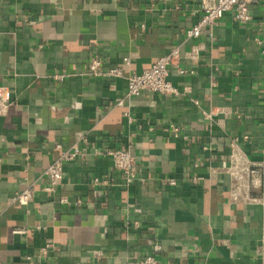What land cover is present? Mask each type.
Wrapping results in <instances>:
<instances>
[{
    "label": "crops",
    "instance_id": "0c3cea01",
    "mask_svg": "<svg viewBox=\"0 0 264 264\" xmlns=\"http://www.w3.org/2000/svg\"><path fill=\"white\" fill-rule=\"evenodd\" d=\"M201 1L0 0V264H264V0L186 38ZM174 46L178 93L126 97ZM94 55L122 75L89 74ZM75 145L47 192L45 168ZM103 147L128 148L143 180L124 184Z\"/></svg>",
    "mask_w": 264,
    "mask_h": 264
},
{
    "label": "built area",
    "instance_id": "2783aa9c",
    "mask_svg": "<svg viewBox=\"0 0 264 264\" xmlns=\"http://www.w3.org/2000/svg\"><path fill=\"white\" fill-rule=\"evenodd\" d=\"M253 0H202L200 4V17L191 27L186 29V38H196L205 28H210L216 20L220 19L226 11L233 10L235 18L238 21L245 22L249 19V4ZM181 50L179 46L172 47L167 53L159 56L148 67L142 69L138 73H133L126 77V97L140 96L144 91L157 93L161 95H175L178 89L170 80V68L176 67L180 74L184 73V69L177 66L181 58ZM124 63H129L128 57H123ZM88 73L94 76H121L122 72L118 67H104L102 60L97 55H94L88 61ZM187 90L189 88L187 87ZM122 100H118L117 104H121ZM9 104L5 95V88L0 87V109ZM171 130L174 136L179 135L178 127L171 125ZM58 148L59 144L56 145ZM103 156L109 157L116 170L122 177L124 184H131L135 181H142L136 170L134 156L128 148L103 147L97 151ZM79 148L75 145L72 149H62L58 157L54 158L45 168L44 172L49 178V184L43 189L53 193L57 183L63 177V169L66 162L78 157ZM263 165L260 164H245L241 165L240 171L246 175L255 176L258 174ZM95 181H97L95 179ZM164 181L170 186H177V180L174 177H166ZM196 182V180H194ZM14 200L20 205H28L33 199V189L28 186L18 191L14 196ZM61 204H70L65 196L58 199ZM78 199L72 203L73 206L81 205ZM35 229H42L41 225H36ZM26 231L24 227H15L12 229L14 234H22ZM54 248V243L51 239H47L46 243L40 248V253L47 255ZM130 264H158V259L152 253H146L142 257L135 258L130 261Z\"/></svg>",
    "mask_w": 264,
    "mask_h": 264
}]
</instances>
